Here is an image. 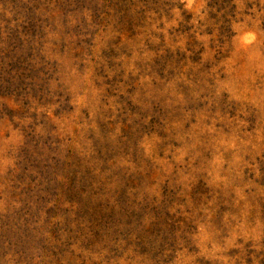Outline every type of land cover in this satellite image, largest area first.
I'll use <instances>...</instances> for the list:
<instances>
[{
	"label": "rangeland",
	"instance_id": "obj_1",
	"mask_svg": "<svg viewBox=\"0 0 264 264\" xmlns=\"http://www.w3.org/2000/svg\"><path fill=\"white\" fill-rule=\"evenodd\" d=\"M0 264H264V0H0Z\"/></svg>",
	"mask_w": 264,
	"mask_h": 264
}]
</instances>
